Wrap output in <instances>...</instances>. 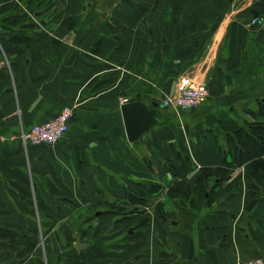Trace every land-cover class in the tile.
Here are the masks:
<instances>
[{
    "label": "crops",
    "instance_id": "1",
    "mask_svg": "<svg viewBox=\"0 0 264 264\" xmlns=\"http://www.w3.org/2000/svg\"><path fill=\"white\" fill-rule=\"evenodd\" d=\"M41 1L0 0V264L264 260V177L251 164L178 219L154 209L136 229L142 217L110 212L129 191L176 204L172 187L223 167L224 135L264 99V26L251 24L264 0H115L108 15L68 0L52 29ZM183 77L209 97L164 108ZM137 98L159 103V123L130 142L121 107ZM65 107L73 117L58 144L19 140Z\"/></svg>",
    "mask_w": 264,
    "mask_h": 264
},
{
    "label": "trees",
    "instance_id": "2",
    "mask_svg": "<svg viewBox=\"0 0 264 264\" xmlns=\"http://www.w3.org/2000/svg\"><path fill=\"white\" fill-rule=\"evenodd\" d=\"M60 1L42 0L40 2L38 11H40L39 16L43 26L50 27V24H53L55 27L60 22L65 12L61 8L66 6L65 2L60 6ZM262 14L264 15V12L255 16H263ZM248 115L250 120L246 121L242 128L223 137V144L219 148V153L224 160L223 167L202 169L200 177L193 184L187 186L184 182H180L172 187L169 197L179 199L178 204L181 207L178 213H168L165 206L160 203L155 210L161 218L166 221L180 218L188 207L194 208L197 202L205 200L208 194L211 195L218 186L227 182L235 170L246 164H251L254 171L264 177V99L259 100L256 111H250ZM160 190L161 187L156 184L149 187L151 195L158 194ZM152 206L147 195L129 191L126 200L116 202L110 212L122 217L121 221L142 217L143 222L136 228L142 229L149 223L151 217L149 211Z\"/></svg>",
    "mask_w": 264,
    "mask_h": 264
},
{
    "label": "built area",
    "instance_id": "3",
    "mask_svg": "<svg viewBox=\"0 0 264 264\" xmlns=\"http://www.w3.org/2000/svg\"><path fill=\"white\" fill-rule=\"evenodd\" d=\"M251 24L264 26V15L253 17ZM209 94L206 85L196 83L188 77H183L177 95L164 99L162 106L188 112L198 108L209 97ZM72 117L73 110L70 107H65L54 119L35 124L30 129L21 131L19 140L26 148L56 145L69 132ZM245 264H264V260L254 258Z\"/></svg>",
    "mask_w": 264,
    "mask_h": 264
},
{
    "label": "water",
    "instance_id": "4",
    "mask_svg": "<svg viewBox=\"0 0 264 264\" xmlns=\"http://www.w3.org/2000/svg\"><path fill=\"white\" fill-rule=\"evenodd\" d=\"M153 109L142 99H131L122 105V115L125 123L128 140L134 142L149 132L152 127L159 123V103H153ZM78 248H82L80 244Z\"/></svg>",
    "mask_w": 264,
    "mask_h": 264
},
{
    "label": "rangeland",
    "instance_id": "5",
    "mask_svg": "<svg viewBox=\"0 0 264 264\" xmlns=\"http://www.w3.org/2000/svg\"><path fill=\"white\" fill-rule=\"evenodd\" d=\"M64 1L66 3V7L61 8L62 10L68 9V7H67L68 6V0H64ZM84 1H86L85 3L88 6H91L92 9L97 8L98 10H101L104 13L103 15H105V13H106V15H108L110 13V10L113 9L117 5V2H115V0H111V1H109V0H84ZM62 3H63V0L60 1L59 5L61 6ZM53 12H54V10H53ZM53 26H54L53 24H50V27H53ZM151 202H154V201H151ZM159 202H161L165 206L166 212L178 213L179 205H176L178 203L172 204L169 201L168 197H164V199L162 198ZM188 206H190V205L188 204ZM156 207H157V205L152 207V209L149 211V215H151V213L154 211V209H156ZM102 209L105 210L104 208H102ZM104 212H106V214H107L108 211H104Z\"/></svg>",
    "mask_w": 264,
    "mask_h": 264
}]
</instances>
